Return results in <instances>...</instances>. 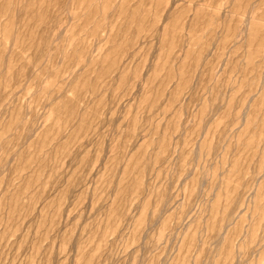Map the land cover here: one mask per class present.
Returning <instances> with one entry per match:
<instances>
[{
	"label": "rangeland",
	"instance_id": "374dc122",
	"mask_svg": "<svg viewBox=\"0 0 264 264\" xmlns=\"http://www.w3.org/2000/svg\"><path fill=\"white\" fill-rule=\"evenodd\" d=\"M0 264H264V0H0Z\"/></svg>",
	"mask_w": 264,
	"mask_h": 264
}]
</instances>
